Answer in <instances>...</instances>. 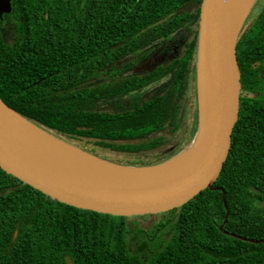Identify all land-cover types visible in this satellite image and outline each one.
Returning a JSON list of instances; mask_svg holds the SVG:
<instances>
[{
	"label": "trees",
	"instance_id": "1",
	"mask_svg": "<svg viewBox=\"0 0 264 264\" xmlns=\"http://www.w3.org/2000/svg\"><path fill=\"white\" fill-rule=\"evenodd\" d=\"M202 1L12 0L4 14L14 32L6 39L0 29V99L95 156L168 147L185 127ZM263 21L264 8L255 34ZM236 49L242 69L243 34ZM155 52L166 57L138 71ZM246 160L239 121L213 189L135 216L137 230L129 217L66 205L0 167V264H264V165Z\"/></svg>",
	"mask_w": 264,
	"mask_h": 264
},
{
	"label": "water",
	"instance_id": "2",
	"mask_svg": "<svg viewBox=\"0 0 264 264\" xmlns=\"http://www.w3.org/2000/svg\"><path fill=\"white\" fill-rule=\"evenodd\" d=\"M12 0H0V16L11 8ZM245 0H203L200 13L197 68L203 83L205 110L201 113L199 156L178 171L158 178L132 181L106 170L138 171L156 167H133L100 160L45 131L27 120L0 99V167L7 174L66 205L113 216L158 215L181 208L213 185L220 177L232 146L238 120L241 72L237 43L244 20ZM201 111V110H200ZM19 117L49 137L86 155L96 170L61 175L19 138L13 118ZM181 153V152H180ZM114 171V172H116ZM109 173V172H108ZM257 192V191H256ZM264 206V202L260 204ZM67 264H73L69 256Z\"/></svg>",
	"mask_w": 264,
	"mask_h": 264
},
{
	"label": "bare ground",
	"instance_id": "3",
	"mask_svg": "<svg viewBox=\"0 0 264 264\" xmlns=\"http://www.w3.org/2000/svg\"><path fill=\"white\" fill-rule=\"evenodd\" d=\"M254 4V0H245L244 13L248 14ZM199 78V77H198ZM203 86V83H202ZM200 86V110H205V95L203 87ZM198 91V90H197ZM199 94V93H198ZM13 124L22 142L34 153V155L61 175H74L75 173H87L90 171H100L93 167L95 162L86 155L67 147L49 137H45L38 129L30 125L25 120L14 117ZM197 142H192L179 155L170 161L152 168L139 169L138 171L106 170L107 174H115L121 178H131L132 181H142L145 179H158L170 175L179 169L189 165L199 156ZM102 171V170H101ZM116 171V172H114ZM109 172V173H108Z\"/></svg>",
	"mask_w": 264,
	"mask_h": 264
},
{
	"label": "flooded vegetation",
	"instance_id": "4",
	"mask_svg": "<svg viewBox=\"0 0 264 264\" xmlns=\"http://www.w3.org/2000/svg\"><path fill=\"white\" fill-rule=\"evenodd\" d=\"M263 8L264 5L255 16H249L240 34H243V68L240 69L241 90L237 123L240 121V133L247 159L245 165H264V24L258 34L253 30ZM258 193L264 198V192ZM256 201L259 205L264 202L260 199Z\"/></svg>",
	"mask_w": 264,
	"mask_h": 264
},
{
	"label": "rangeland",
	"instance_id": "5",
	"mask_svg": "<svg viewBox=\"0 0 264 264\" xmlns=\"http://www.w3.org/2000/svg\"><path fill=\"white\" fill-rule=\"evenodd\" d=\"M263 5H264V0H254V4L252 8L244 20L242 31L246 26L249 16L250 15H252V17L255 16L261 10ZM14 28H15V21L12 18V16H10L9 14H3V16L0 17V29L2 31L3 36L6 39H9V37L12 35V33L14 32ZM164 57H166L165 54L160 55V52H155L150 60L138 64L139 65L138 71L140 69L141 70L153 69L158 63L162 62V59H164ZM198 77H199L198 69H196L192 75V80L190 83V88L187 97L188 99H187L185 127L180 133L175 135V138L171 142L170 146L159 149L155 152L141 154V155H123V154L110 153L102 150H96V153L98 154V156L96 157L100 160H105L112 164L122 165V166L129 163L131 164L150 163L154 165L156 164V162H159L160 160L167 157L169 153L173 151V149L178 150V153H180L183 150H185V148L188 147L192 142L196 143L200 137L199 126L198 127L196 126V122L198 121L199 124L201 122L200 88H199L200 81ZM194 130L196 132H194ZM69 145H71L76 149L83 150L85 152L90 151V147H85V145L82 144L73 143ZM134 217L135 216L129 217V223L133 229L135 228L137 230V227L141 221L139 219H135Z\"/></svg>",
	"mask_w": 264,
	"mask_h": 264
}]
</instances>
